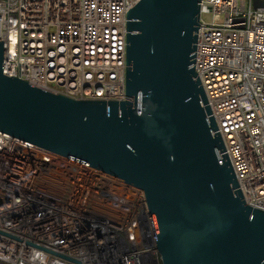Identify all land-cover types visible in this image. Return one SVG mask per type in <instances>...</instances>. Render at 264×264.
Wrapping results in <instances>:
<instances>
[{
  "label": "built area",
  "instance_id": "built-area-1",
  "mask_svg": "<svg viewBox=\"0 0 264 264\" xmlns=\"http://www.w3.org/2000/svg\"><path fill=\"white\" fill-rule=\"evenodd\" d=\"M264 2V0H260ZM140 0H0L4 74L81 101L126 100ZM240 190L264 212V8L201 0L194 64ZM0 133V264H161L145 193Z\"/></svg>",
  "mask_w": 264,
  "mask_h": 264
},
{
  "label": "water",
  "instance_id": "water-1",
  "mask_svg": "<svg viewBox=\"0 0 264 264\" xmlns=\"http://www.w3.org/2000/svg\"><path fill=\"white\" fill-rule=\"evenodd\" d=\"M200 23L201 0H140L127 14L121 102L6 76L0 41V133L142 190L161 264H264V212L244 199L194 67Z\"/></svg>",
  "mask_w": 264,
  "mask_h": 264
}]
</instances>
